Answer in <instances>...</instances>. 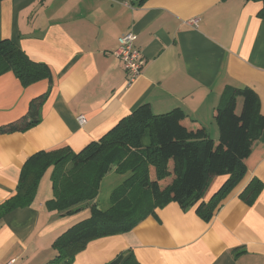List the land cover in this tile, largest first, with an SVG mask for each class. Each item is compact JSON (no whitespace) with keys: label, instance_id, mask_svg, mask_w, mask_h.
I'll list each match as a JSON object with an SVG mask.
<instances>
[{"label":"crops","instance_id":"0c3cea01","mask_svg":"<svg viewBox=\"0 0 264 264\" xmlns=\"http://www.w3.org/2000/svg\"><path fill=\"white\" fill-rule=\"evenodd\" d=\"M259 10V3L246 0H148L141 6L137 0L1 1L0 40L46 64L52 85L37 125L0 135V205L15 194L30 156L63 147L79 152L142 104L156 115L182 110L214 141V112L226 90L255 91L264 116ZM194 19L196 25L188 24ZM129 32L145 64L126 87L127 75L112 52ZM48 89L44 80L24 88L12 73L1 75L0 127L25 116L30 101ZM245 165V176L210 222L171 202L127 233L90 241L71 264H108L118 257L123 264L130 256L137 264H264V131ZM226 178L215 177L203 201ZM252 180L263 190L248 204L240 195ZM40 190L30 207L0 221V264H49L57 256L55 240L89 216L91 202L70 213L48 211L51 186L45 195Z\"/></svg>","mask_w":264,"mask_h":264},{"label":"trees","instance_id":"16d2710c","mask_svg":"<svg viewBox=\"0 0 264 264\" xmlns=\"http://www.w3.org/2000/svg\"><path fill=\"white\" fill-rule=\"evenodd\" d=\"M137 1L141 6L148 0ZM246 1L260 4L257 16L264 20V0ZM9 72L24 88L44 80L49 89L30 101L25 116L0 127V135L37 125L52 85L46 64L32 61L11 40L3 39L0 76ZM214 118L217 141L210 139L203 127L193 125L180 109L156 115L142 104L79 152L68 147L37 152L22 165L15 194L0 205V221L14 210L31 206L44 172L51 167L52 197L44 204L48 211L70 213L86 202L91 206L86 219L55 240L57 256L49 264H71L90 241L127 233L171 202L183 210L193 209L208 223L224 197L245 176V162L264 131L258 95L248 87L226 90ZM146 135L148 144H144ZM111 168L128 177L113 189L110 207L103 211L94 201ZM221 176L227 177L224 183L203 201L212 180ZM262 190L263 185L252 180L240 196L252 204ZM122 260L118 257L108 264H121ZM123 264L137 262L130 256Z\"/></svg>","mask_w":264,"mask_h":264},{"label":"built area","instance_id":"2783aa9c","mask_svg":"<svg viewBox=\"0 0 264 264\" xmlns=\"http://www.w3.org/2000/svg\"><path fill=\"white\" fill-rule=\"evenodd\" d=\"M196 20L189 21L188 24L196 25ZM136 36L133 32L126 33L118 38V45L112 52V55L120 60L123 69L127 75L126 87H129L142 73L145 61L142 53L135 48ZM77 122L84 125L86 120L84 116H78Z\"/></svg>","mask_w":264,"mask_h":264},{"label":"rangeland","instance_id":"374dc122","mask_svg":"<svg viewBox=\"0 0 264 264\" xmlns=\"http://www.w3.org/2000/svg\"><path fill=\"white\" fill-rule=\"evenodd\" d=\"M149 140L147 135L144 137V144H148ZM50 173H51V167L47 168L44 172L38 187H40V191L42 195H45L46 189L50 188L51 182H50ZM128 177V175L119 176L115 174L114 172H111L110 174L106 175L104 179L102 180L101 187L99 194L94 201L99 209L105 211L110 207V195L114 188H116L118 185H120L123 180H125ZM37 193V192H36Z\"/></svg>","mask_w":264,"mask_h":264}]
</instances>
